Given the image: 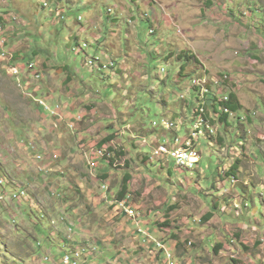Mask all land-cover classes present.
<instances>
[{
	"label": "rangeland",
	"instance_id": "obj_1",
	"mask_svg": "<svg viewBox=\"0 0 264 264\" xmlns=\"http://www.w3.org/2000/svg\"><path fill=\"white\" fill-rule=\"evenodd\" d=\"M44 1L50 5L44 7ZM226 1L231 9L238 3V0H62L59 1L65 15L62 18L56 16L57 11L51 16L55 0H9L3 9L22 18L15 23L22 30L9 34L11 46L20 50L17 53L21 59L36 60L33 55L39 48L48 50L56 59L39 57L44 79L34 86L24 76L22 82L11 77L0 54V264H65L64 255L75 248H85L82 261L92 255L86 264H166L151 242L155 237H166L169 242L175 237L181 240L173 251L179 264L194 263L191 260L195 264H255L253 261L264 264V139L260 137L264 132L263 116L249 126L239 124L237 118L230 126H222L223 142L219 138L208 144L201 141V161L194 169L179 167L172 160L163 164L162 160H149L142 155L132 157V153L152 156L153 148L145 146L141 138H136L137 146L136 141L126 137L129 134L126 131L103 146L112 150L124 165L114 166L102 160L103 165L92 173L87 157L89 149L101 147L106 126H113L116 121L119 130L112 129L121 131L124 126L112 116H116V110L124 112L132 101L135 106L128 108L130 114L126 116L131 124L144 121L151 127L154 121H175L163 119L165 113L176 116L167 112L162 100L167 101L170 110H177V97L183 90L174 78L181 66L177 60H182L179 54L183 50L202 55L212 70L211 77H216L221 69L240 75L242 86L236 90L244 113L264 109V49L261 50L264 5L260 0L256 7L254 0H242L245 8L240 12L214 6L222 2L227 5ZM91 9L88 24L81 27L72 24L77 23L74 17L80 16L83 20L79 23H87ZM213 11L215 16L211 14ZM86 27L94 29L86 32ZM102 34L107 36L106 46L112 49V60L116 61L117 71L110 72L111 77L91 70L85 65V54H77L73 47L87 42L88 53L97 56L98 37ZM253 55L262 59L253 62ZM166 56L172 61L164 60ZM64 60L71 72L81 79L85 77L88 85L85 92L98 105L91 111L85 107L77 109L88 115L79 128H75L70 116L71 112H77L73 108L79 101L71 105L66 102L62 113L52 116L59 101L47 99L42 87L48 89V73L54 70L50 66ZM236 64L241 68H236ZM163 66L170 75L166 83L157 75ZM76 68H80V74ZM141 69L147 72L148 83L142 82ZM119 74L123 76H114ZM63 79L59 75L58 82ZM129 80L131 85L126 84ZM153 80L154 91L147 88ZM37 86L40 89L36 93L33 87ZM49 86L54 88L57 99L67 100L65 83L61 91L50 83ZM117 86L124 88L120 90ZM39 98L47 99L50 109L40 107ZM102 99L117 102L116 109L105 108ZM195 105L191 103L193 108ZM98 108L106 109L108 118H100ZM79 115L83 118V114ZM140 128L132 126L129 131ZM178 134L186 135L183 130ZM158 143L160 137L154 145ZM39 154L44 159H39ZM234 164L235 170L231 168ZM105 169L118 174H106ZM126 173L130 177L128 192L140 207L144 228L152 238L138 230L137 221L116 209L114 201ZM229 173L236 174L238 182L231 183ZM236 202L238 207L243 206L239 216ZM213 210L215 218L208 223L205 216ZM204 227L211 229L201 230ZM219 244L226 246L216 248Z\"/></svg>",
	"mask_w": 264,
	"mask_h": 264
},
{
	"label": "built area",
	"instance_id": "obj_2",
	"mask_svg": "<svg viewBox=\"0 0 264 264\" xmlns=\"http://www.w3.org/2000/svg\"><path fill=\"white\" fill-rule=\"evenodd\" d=\"M0 34H6L4 25L2 24L1 20H0ZM0 49L4 53L3 43H0ZM11 55H13V52L11 53ZM11 55H4V60H8L9 70H10ZM107 64L108 65L116 64V61H109L107 62ZM34 66L35 65L33 63L29 65L27 64L18 65L17 74H13V76H18V79L20 80V77L26 72V70L33 69ZM162 75H167V71H165V67L162 71ZM195 77H197V75H195ZM209 80H217L216 88L220 90V97H212L209 95L208 93ZM231 81L232 78L225 77V73H223L219 77H211L210 71L208 69V79H206L207 96H204V99H201V104L203 105V122H199V125H211L212 127L213 122H220L221 125L224 121L223 119L231 120L230 118H235V117L236 118L240 117L239 118L240 124H246V118L251 114H241L240 116V114L230 109V115H223L218 110V106H216V98H224L226 104L230 100V95L227 91V88ZM222 85L224 87L227 85L226 89H223L221 87ZM185 95H187L186 99H184ZM177 99L179 102L178 104H181L184 107V111L188 112L190 116H193L194 105L191 106V103H194V89L190 87V83L189 86L186 87L185 93L180 94V96H178ZM38 101L40 104L49 108V106L47 105L44 99H38ZM61 107L62 105L59 104L57 106V110L61 109ZM80 120H82V116L78 115L77 121L79 122ZM152 125L153 127H157L159 129L162 128L161 130L163 132H168L169 134H171L170 136L169 135L161 136L159 143V150H153V153H157L161 156V159L164 160V163L167 164L172 160L176 165H181L185 168H190V169H194L198 165L201 159H194V152L198 151L199 149H202V143L200 142V133L198 132V127H196V134H189V126H191V123L179 124L177 126H169V121H161V122L155 121L153 122ZM181 130H183L186 133L185 136H181L178 134V131ZM173 131L175 132L174 134ZM217 136L219 137V139L223 138V135L220 133H217ZM137 138H141L142 143H145V146H150V142H153V139H150L146 135L137 136ZM162 139H164V141H162ZM87 154H91V162H93V159H100V165H101V160H107L109 162H112L114 166L122 165L121 162L115 161L114 154L103 146L92 147V149H89V151H87ZM39 158H41V156H39ZM115 202L119 207H121L122 214H125L130 218L131 216H141V223H139L138 230L140 232L147 234L149 238H152V234L147 229L144 228L146 224H144L143 221V213L141 212L140 207L135 206L131 195L128 194L121 199L117 198ZM151 242L153 243L154 247H156L157 254L160 253V255H162L166 264H179V263H173L172 251L175 248L171 246L170 242L165 241L162 238L158 239L156 237L151 239ZM232 242H235V239H232ZM190 244L192 243L190 242ZM81 250H85V248H75V252H81ZM68 255H73V254L64 255L63 262L65 264H84L85 262H87V260H85V261H78V263H69Z\"/></svg>",
	"mask_w": 264,
	"mask_h": 264
},
{
	"label": "crops",
	"instance_id": "obj_3",
	"mask_svg": "<svg viewBox=\"0 0 264 264\" xmlns=\"http://www.w3.org/2000/svg\"><path fill=\"white\" fill-rule=\"evenodd\" d=\"M59 1H61L62 2V0H56V2H57V4H58V6L60 5V2ZM261 1V5H264V0H260ZM255 2H256V4H255V7L256 6H258V0H255ZM238 3H242V0H238ZM2 4H4L3 6H2ZM9 4V0H0V11L2 10V8L4 7V6H7ZM214 3H212V5H213ZM217 3H215L214 4V6H216L217 8H219V10H220V8L221 7H219V6H222V8H224L225 6H227V5H224L223 4V2L222 3H218L217 5H216ZM213 6V7H214ZM93 8H95V5L93 6ZM92 8V9H93ZM234 8H240V9H243V8H245V7H242L241 5H237L236 7H234ZM92 9H91V11H90V14H89V16L87 17V22H89L88 20L90 19V16H91V12H92ZM240 9H238V10H240ZM71 10V9H70ZM234 11H237V10H234ZM215 13L216 12H212L211 14H212V16H215ZM69 14V13H68ZM116 19H118V18H115V19H113V20H116ZM236 22H239L240 23V21L237 19V18H235L234 19ZM249 20V19H248ZM118 21V20H117ZM117 21H114V22H117ZM56 22V21H55ZM101 23H102V19L101 20H99V22H98V24H100L101 25ZM72 24H80V27L81 26H83V25H81V23H72ZM86 24H88V23H86ZM114 24H117V23H114ZM97 26H95V28H96ZM8 29H9V34H12V33H15V32H17V31H21L22 29H19V28H17L16 27V25H15V23H9L8 24ZM92 29H94V27H91V28H85V31L86 32H89V31H91ZM80 31V30H79ZM107 32H109V30L107 31ZM73 36V35H72ZM98 38H100V41H99V44L102 46V53L103 52H108V53H110L111 55V57L114 59V56L112 55L113 54V52H112V49L111 48H109V47H107L106 46V43H107V36H105L104 34H102L101 36H99ZM73 41V40H72ZM12 42H13V40H12ZM98 44V45H99ZM13 48V50H14V47H12ZM205 49H207V48H204V50ZM16 51V50H15ZM18 51H20V50H18ZM17 51V52H18ZM31 52H33V50L31 51ZM34 54H35V57H36V59L38 60V61H40L41 59L39 58V57H41V58H43L42 60H45L46 58H50V60L51 61H54L56 58L53 56V54L52 53H50L48 50H40V48H39V50H35L34 51ZM17 55H18V57L21 59V57H20V55H19V53H17ZM128 55V54H127ZM44 56H45V58H44ZM106 56H108V54L106 55ZM143 56V55H142ZM215 57V56H214ZM214 57H212L211 59L213 60L214 59ZM55 58V59H54ZM23 59V58H22ZM53 59V60H52ZM262 58L260 57V60H261ZM41 60V61H42ZM65 62L64 63H59V64H56V65H54V66H50L51 68H53L54 70H50V72L48 73V76H49V79H51L52 81L50 82L49 81V79H48V81H47V87H48V89H46L45 88V86H42V87H44V91L45 92H47V93H49L50 94V97L52 96L54 99H56L57 101H62V100H60V99H57L56 98V95H55V91H54V88L53 87H50L49 86V83L51 84V85H53L56 89H58L59 91H61L60 89H61V85L63 84V83H65V86H68L67 88H68V94H69V96H68V98H67V100L66 101H63V102H68V103H74L75 101H79L78 103H79V105L78 106H76L75 108H73L74 109V111H76L77 109H82L83 107H85V109H90V111L92 110V108L95 106V105H97L94 101H92V99L91 98H89L88 97V92H85L86 91V89H87V82H86V79H85V77H83L82 79L76 74V73H74L73 71L71 72L70 71V66L69 65H67V61L66 60H64ZM253 62H255V61H257V60H252ZM62 62V61H61ZM54 63V62H53ZM49 67V68H50ZM143 67V66H142ZM235 67L236 68H241V66H239V65H235ZM62 69V70H61ZM59 70V71H58ZM79 74H80V68H76L75 69ZM133 70V67L131 68V71ZM56 71H58L59 73H58V75L56 74ZM141 72H139V74H141L142 76H143V81L142 82H147L148 83V81H149V77L147 76V74H146V72H144L143 71V69H141L140 70ZM262 73H264V72H262ZM107 74V73H106ZM59 75H63L64 76V79H63V81L61 82V83H59L58 82V78H59ZM239 76L240 75H235V77H237L238 79H239ZM105 77H106V75H105ZM126 84L127 85H131L132 84V82L129 80V81H126ZM140 85V84H139ZM155 86V84H154V80H153V82L151 83V85H150V87H149V85H148V87L147 88H150L152 91H154L155 90V88L156 87H154ZM153 87H154V89H153ZM75 88V89H74ZM124 87L123 86H117V89H120V90H122ZM141 88V87H140ZM126 91V90H125ZM125 93L126 92H124V95H125ZM82 94V95H81ZM127 95H128V92L126 93ZM131 96H134V97H136L134 94L133 95H131ZM239 96V95H238ZM240 98V97H239ZM136 100V99H135ZM241 100V99H240ZM91 102H93V103H91ZM102 103L105 105V108H107L108 106H111V107H113V108H115V106L117 105V102H115V101H106V100H104V99H102ZM128 103V102H127ZM126 103V104H127ZM162 103H163V105H164V108L167 110V112L169 113V114H175L174 113V111H172V112H170L171 110H170V108L168 107V103H167V101H165V100H162ZM128 105V108L130 107V106H135V102H130L129 104H127ZM262 106V105H261ZM97 107H98V105H97ZM126 109L124 112H119L118 110H116L117 111V113H116V116L114 117V116H112L113 118H117L118 119V121H119V124L123 127L122 129H121V131L120 132H118L117 130H119V125L116 123V121H113L112 123H114V125L112 126V125H109V126H106L105 128V131H106V137H104V139L102 140V137H101V140H100V143H99V145L100 146H108L106 143H110L111 141H114V139L116 138V135H118V134H121L122 135V133L123 132H129V134L126 136V137H128V138H132L133 140H134V142L137 140V139H135L136 137L135 136H143V135H146V136H148L150 139H153V142L151 143V146H153L157 141H158V137H161V136H164V135H168V133L167 132H163L161 129H159V128H154L153 127V125L151 126V127H149V126H147L146 125V123L143 121H139L137 124H131L130 122H129V119H127V117L126 116H128V114H130V112H129V109ZM116 109V108H115ZM176 110V109H175ZM77 111H79V110H77ZM115 111V110H114ZM113 111V112H114ZM97 114H98V116L100 117V118H102L103 117V119L104 118H108V116L107 115H105V114H107V112H106V109L105 110H103L102 111V109H99L98 108V110H97V112H96ZM114 114V113H113ZM74 115V114H73ZM73 115H70V116H73ZM102 115V116H101ZM119 115H121V118H120V116ZM164 117L165 118H168L169 116H166V113L164 114ZM163 117V118H164ZM155 122V121H154ZM143 124V126H142V124ZM104 124V123H103ZM153 124V123H152ZM138 125H140L141 126V128L138 130V131H129V130H132V126H134V128L136 127V126H138ZM80 126V125H79ZM79 126H78V128H79ZM116 127V128H115ZM128 127H131L129 130H127V128ZM107 128H109V129H107ZM112 128H115V129H117L116 131L115 130H113ZM103 133V132H102ZM108 135V136H107ZM120 135V136H121ZM261 137L263 138L264 137V134L262 133L261 134ZM139 139V138H138ZM124 140V139H123ZM122 140V141H123ZM105 144V145H104ZM136 144H137V146H138V143H137V141H136ZM138 148V147H137ZM136 148V149H137ZM141 155H142V158H145V156H146V154H144V153H139V154H137V155H133V153H132V157H137V156H140L141 157ZM148 159V158H147ZM137 165H139V160H136V162H135ZM200 163V162H199ZM198 163V164H199ZM142 168V166L139 168V169H141ZM185 172V171H184ZM104 173H106V174H112V175H116V174H118V173H110L108 170H104ZM104 175V177H107V175ZM127 178H130L129 177V175H128V173H126V175H125V177H124V180H123V185H122V188H123V186H124V184H125V181H126V179ZM130 182V180L127 182V186H128V190H129V185H128V183ZM122 188H121V190H122ZM127 190V191H128ZM189 192H187L186 191V193H185V195H187ZM131 195L129 192H127V194L126 195ZM125 195V196H126ZM124 196V197H125ZM132 196V195H131ZM135 203V202H134ZM225 209V205H224V207H223V210ZM238 210H241V209H238ZM237 210V211H238ZM242 210H243V206H242ZM214 213H215V211H213ZM216 214V213H215ZM214 218H215V215H214V217H212L210 220H208V223L210 222V221H212V220H214ZM205 220H206V218H205ZM223 220V219H222ZM224 221V220H223ZM198 229V228H197ZM208 229H211L210 227H204V229H201V230H208ZM159 232V231H158ZM159 233H164L163 231L161 232H159ZM165 238V237H164ZM205 238L206 237H203V242H204V240H205ZM178 242H181V240L178 238V237H175V238H173L172 240L170 239V244H171V246L172 247H174L176 250H177V244H178ZM202 242V243H203ZM223 246H226V245H224V244H219V245H217L216 246V248H222ZM178 247H179V245H178ZM181 247V246H180ZM204 247H206V246H204ZM173 254V253H172ZM172 260H173V263H176L174 260V256H173V258H172ZM192 262H194V263H192V264H195L196 262L195 261H193V260H191ZM253 262H255V264H256V261H253ZM263 262H264V260H263ZM191 264V263H190Z\"/></svg>",
	"mask_w": 264,
	"mask_h": 264
},
{
	"label": "clouds",
	"instance_id": "obj_4",
	"mask_svg": "<svg viewBox=\"0 0 264 264\" xmlns=\"http://www.w3.org/2000/svg\"><path fill=\"white\" fill-rule=\"evenodd\" d=\"M91 2H93V0H91ZM226 4H227V1L225 2ZM255 4H256V2H255V0H254V3H253V6H255ZM48 5H50L47 1H44L43 2V6L44 7H46V6H48ZM225 5V4H224ZM237 5H241L242 7H245L244 6V2L243 3H237ZM236 5V6H237ZM8 6V5H7ZM94 6V5H93ZM235 6V7H236ZM4 7H6V6H4ZM252 7V6H251ZM224 9H226L228 12H230L231 10H233V9H237V11H239L240 12V10H238V9H240V8H234V7H232V9H231V7L227 4V6H225L224 7ZM244 9V8H243ZM64 11H65V9H63ZM56 11H57V17H60L61 15H62V10H61V8H60V6H58V4H57V2H56V0H55V7H53L52 8V10H51V16H53V15H55L56 14ZM109 12H112L113 13V9H109L108 10ZM2 12V13H1ZM111 13V14H112ZM110 14V13H109ZM64 16L65 15H62V18H64ZM15 17L17 18V20H15ZM116 18H118V17H116ZM21 16L19 15V14H17V13H15V12H10L9 11V9H6V10H4L3 8H2V10L0 11V20L2 21V24L4 25V28H5V31H6V34H7V36H8V38H9V44H8V48L14 53V62L16 63V64H18V65H25V64H27V65H29V64H31V63H33L35 66H34V68L33 69H27L26 70V72L20 77V80L18 79V76H12L11 74H9V72L7 71V73L11 76V77H13V78H15L17 81H19V82H22V78H23V76L26 78V80L27 79H31L33 82H32V84H35L34 86H36V84L38 83L39 84V82H40V80H42V79H44V73H43V71H42V69L39 67V64H38V60L36 59H31V60H25L24 58L23 59H20L19 57H18V55H17V51H15V50H13V48H12V46H11V43H12V40H11V38H10V36H9V29H8V23H19L20 21H21ZM113 19H115V18H113ZM112 19V20H113ZM74 20L75 21H77V23H79L81 20H83V17L82 16H80L79 18H76V17H74ZM119 21V20H118ZM87 23H89V22H87ZM81 25H86V23H81ZM152 29H154V28H152ZM181 32H180V31ZM178 31H179V33H181V34H183V31L181 30V28H179L178 29ZM153 33H155V29H154V32ZM94 40V42H96V40L97 39H93ZM98 40L100 41V38H98ZM97 46L100 48V51L98 52V54L99 55H97V56H91L89 53H88V49H89V46L87 45V42H84V43H78L77 45H73V47H75V51H76V53L77 54H82V53H84L85 54V65H88L89 67H90V69L91 70H94V71H97V72H102V69L99 67V66H95L96 64H94V65H92V64H90L89 62H90V59L91 60H93L94 62H97L98 64H101L102 65V58H104L103 59V61L104 62H109V59H108V57L109 58H111V59H113L110 55V53H108V52H103L102 53V46L99 44H97ZM78 48H80V50L78 51L77 49ZM263 49H264V46L261 48V50L263 51ZM171 53V52H170ZM169 53V54H170ZM108 54V56H106ZM188 54L191 56V57H188L186 54H185V52H184V50L183 51H181V53L179 54V57L180 58H182V60H177V61H180L181 62V66L179 67V69L177 70V73H176V76H175V78H174V82L178 85V86H180L181 87V89L183 90V93H185V89H186V87H188L189 86V83H190V81H191V79L193 78V77H195V75H199V74H201V70H202V68H201V66L203 65V66H205V67H207L208 69H209V67L207 66V64L205 63V61L202 59V55H199V53H190L189 51H188ZM168 55V54H167ZM182 55H183V57H182ZM255 55H253V58H254V60H257V61H260V55H258L259 56V59L258 58H255L254 57ZM33 57H35V54L33 55ZM36 58V57H35ZM167 56L165 57V59L164 60H166V61H172V60H169V58H167ZM186 59V60H185ZM114 60V59H113ZM29 61H31V62H29ZM191 62H193V64L195 65V68H194V66H193V64L191 63ZM1 64H2V62H1ZM43 64H44V66H45V63L43 62ZM3 66V65H2ZM164 67V66H163ZM40 68V69H39ZM162 68V67H161ZM160 68V69H161ZM166 68V67H165ZM110 69V68H109ZM109 69H107V70H109ZM160 69H158V73H157V75H158V77L162 80V82H164V83H166L165 82V80L170 76L169 75V72H168V70L166 69V71H167V75L166 76H161L160 75ZM107 70H105V72H103L102 73V76L103 77H105V75H106V71ZM209 71H212L211 69H209ZM230 71H232V70H229L228 69V71H223L222 69L221 70H219L218 72L219 73H217L216 74V77H219V76H221L223 73H227L229 76H231V78H232V81H231V83L228 85V88H227V91H228V93H229V95H230V100L228 101V103L231 101V94L232 93H235L237 96H238V92H237V90L236 89H240L241 88V86H242V84H241V82H240V80L239 79H237L236 77H235V75H233L232 73H230ZM188 73H190V75H186V74H188ZM107 74H109L110 76L109 77H111L112 75V73H110V72H108ZM146 74H147V72H146ZM123 75H118L116 78H121ZM26 82V81H25ZM233 84H235V86H234V88H233ZM227 86V85H226ZM226 86L224 87L223 85L221 86L223 89H226ZM42 88V87H41ZM40 89V87L39 86H37V87H33V90L34 91H36V93L38 92V90ZM182 94V93H181ZM30 96H31V94H30ZM46 97H47V99H53V97L51 96L50 97V94L49 93H46V95H45ZM238 98H239V96H238ZM39 99H42V98H39ZM47 99H46V101H47ZM239 101H240V98H239ZM38 102V104H39V106L40 107H42V106H44V105H42V104H40L39 103V101H37ZM228 103H227V105H228ZM59 104H61L62 105V107H61V109H59V110H55V111H53L52 112V116L55 114V115H60L61 113H62V111H63V108L65 107V105H66V102H63V101H60L59 102ZM58 104V105H59ZM69 105H71L70 103H68ZM57 105V106H58ZM168 107H169V105H168ZM228 107L230 108V106L228 105ZM47 108V107H46ZM47 109H50V107L49 108H47ZM243 109V108H242ZM239 110V111H234V112H237L238 114H242V113H244L243 112V110ZM171 111H174V113L176 112V114H177V110H171ZM263 112H264V109H262V111L260 112V116H263L264 117V115H263ZM83 114V118H82V120L81 121H77V116L79 115V114ZM236 113V114H237ZM71 114H74L73 116H71L72 117V119H73V122H75L76 123V126H75V128H77L85 119H86V117L88 116V115H86V113H83V112H79V111H77L76 113H73V112H71ZM247 114H251V113H247ZM173 115H175V114H173ZM176 116V115H175ZM259 116V117H260ZM236 118V117H235ZM235 118H230L231 120H226V119H223L224 121H223V123L220 125V128H219V130H218V132L220 133V134H222L223 135V138L225 137V134L222 132V130H221V126H226V125H228V126H230V124H231V122L233 121V119H235ZM260 119V118H259ZM72 122V123H73ZM239 124H240V122H239ZM239 124H238V126H239ZM241 125H245V126H249V124H241ZM261 137V136H260ZM102 147V146H101ZM39 156H41V158H39V159H44V155H41V154H39L38 155V157ZM101 165H102V160H101ZM100 165V166H101ZM97 172V171H96ZM229 176H231V175H229ZM229 179V178H228ZM23 194H24V192H23ZM20 198H21V196H19ZM19 198V199H20ZM226 204V203H225ZM227 205V204H226ZM243 205V204H242ZM235 208V207H234ZM236 209V208H235ZM236 211V210H235ZM240 211H242V207H241V210ZM224 212H226V211H224ZM237 215V214H236ZM241 215V214H240ZM239 216V215H238ZM163 239V238H162ZM169 242V241H168ZM90 256H92L91 254H88V256H87V258H86V260H87V262H88V259H89V257ZM87 262H85L84 264H86Z\"/></svg>",
	"mask_w": 264,
	"mask_h": 264
},
{
	"label": "bare ground",
	"instance_id": "obj_5",
	"mask_svg": "<svg viewBox=\"0 0 264 264\" xmlns=\"http://www.w3.org/2000/svg\"><path fill=\"white\" fill-rule=\"evenodd\" d=\"M15 20H17L16 17H15ZM151 32L153 33L154 29H151ZM0 43H3L4 53L2 51H0V54H1V59L2 58L4 59V55H11V53H12V51L8 48L9 38H8V36H6V34H0ZM77 50L79 51L80 48H78ZM109 59H110V61H113L111 58H109ZM3 62H7L6 68H7V71L11 75L17 74L18 64H16L14 62V53H13V55H11L10 70L8 69V60H3ZM89 63L93 64V65L96 64V66H99L102 69V73L105 72V70H107L109 68H110L108 70L109 72L117 71V69L114 68L116 64H109L108 65L107 62L102 61V65H101V64H98L97 62H94L91 59H90ZM201 68H202L201 74L197 75V77H194L190 81V87L194 89V103L196 104L195 107L193 108V116H190L188 112L184 111V107L181 104H178L176 117H172V115H171L168 118H170L172 120L175 119V121H169V126H176L177 123H179V124H190L191 123V126H189V134H196V127H198V132L200 133V142L204 141L203 143L208 144L211 141H213V139L215 140L216 138H219L217 136V133H219L218 130L220 128V122H213L212 127H211V125H199V122H203V105L201 104V99H204V96H207L206 79H208V68L203 66V65L201 66ZM163 69L164 68L160 69V75H162ZM165 71H166V69H165ZM114 76H117V75H114ZM162 76H166V75H162ZM225 77H231V76H229L227 73H225ZM216 87H217V80H209L208 93L210 96L220 97V90ZM216 106H218V110L223 115H230V108L225 103L224 98H216ZM262 109L263 108L256 109L255 111H253L251 113V115L247 116L246 124L251 125L255 120H259L260 112L262 111ZM184 113H187L186 116H180V114H184ZM242 114H247V113H242ZM163 119H165V117ZM163 121H168V120H163ZM224 127H226V126H224ZM262 127H263L262 130L264 131V123H262ZM262 133L264 134V132H261V134ZM261 134H260V136H261ZM135 137L137 138V136H135ZM262 139H264V138H262ZM213 144H214V142H213ZM150 145H151V142H150ZM152 148H153L152 150H159V143L156 145H153ZM106 149H108V148H106ZM108 150L112 152V150H110V149H108ZM232 150H234V149H232ZM201 153H202V149H199L198 151L194 152V159H201ZM146 155L149 156L148 157L149 160H153V159L162 160L161 156L157 153H153L152 156H150L149 154H146ZM87 157L90 158L89 165H90V168L92 170V173H94V172L96 173V171H98V167L100 165V159H93V162H91V154H87ZM114 160L121 162L118 159V157H116L115 154H114ZM161 162L163 164H165L164 160H162ZM122 165H124V164H122ZM177 166L183 167L181 165H177ZM188 169H190V168H188ZM229 180L231 181V183L232 182L233 183L238 182V176L236 174H233V175L229 176ZM103 186L107 192L109 189L107 188L106 183H104ZM115 205H116V209L121 211V207H119L116 204V202H115ZM135 206H137V205L135 204ZM236 206H237L236 207V214L240 215L242 213V211H240V210L237 211V210L241 209V207H238L237 203H236ZM131 218H133L135 221H137L136 224L139 225V223H141V216H131ZM262 242H263L262 245H264V241H262ZM71 250H73V249H71ZM173 251H174V249H173ZM173 251H172V253H173ZM66 254H73V255H68V262L69 263H78V261L83 260L82 258L84 256V250H81V252L72 251L71 253H66ZM172 258H173V254H172ZM174 259H175L174 261L176 263H178V261L176 259V255H175Z\"/></svg>",
	"mask_w": 264,
	"mask_h": 264
},
{
	"label": "trees",
	"instance_id": "obj_6",
	"mask_svg": "<svg viewBox=\"0 0 264 264\" xmlns=\"http://www.w3.org/2000/svg\"><path fill=\"white\" fill-rule=\"evenodd\" d=\"M185 52V54L188 56V57H191L189 54H188V51H184ZM182 57H183V55H182ZM255 58H258L259 59V56L258 55H255L254 56ZM228 105L230 106V109L232 110V111H239V110H241L243 107H242V105H241V103H240V101H239V98H238V96L235 94V93H232L231 94V101L228 103ZM175 115H176V112H175ZM174 115V116H175ZM240 116H241V114H240ZM239 118L240 117H237V120H239ZM239 122H240V120H239ZM219 141H221V142H223V138H220L219 139ZM149 156L148 155H146L145 156V158L147 159ZM238 162H239V160H238ZM236 164V163H235ZM232 165V169L233 170H235L236 169V165ZM229 175H233L232 173H229ZM130 180V178H127L126 179V181H125V184H124V186H123V188H122V190H120L119 191V193H118V199H121V198H124V196L127 194V190H128V186H127V182ZM215 207H217V203L215 204ZM214 211V210H213ZM213 211H210L209 213H207L206 214V216H205V218L207 219V220H210L212 217H214V215H215V213L213 212ZM165 241H169L168 240V238H163ZM176 258L178 259V256L176 255Z\"/></svg>",
	"mask_w": 264,
	"mask_h": 264
}]
</instances>
